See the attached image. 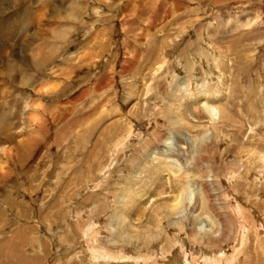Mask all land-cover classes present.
Here are the masks:
<instances>
[{"label":"rangeland","instance_id":"374dc122","mask_svg":"<svg viewBox=\"0 0 264 264\" xmlns=\"http://www.w3.org/2000/svg\"><path fill=\"white\" fill-rule=\"evenodd\" d=\"M207 257L264 264V0H0V264Z\"/></svg>","mask_w":264,"mask_h":264},{"label":"bare ground","instance_id":"6f19581e","mask_svg":"<svg viewBox=\"0 0 264 264\" xmlns=\"http://www.w3.org/2000/svg\"><path fill=\"white\" fill-rule=\"evenodd\" d=\"M177 142V141H176ZM174 145V144H173ZM171 149V148H170ZM164 150V149H163ZM172 150H173V152H172V155H177V156H181L183 153H185V151H186V147H185V145L183 144V143H175V145L174 146H172ZM168 151H169V149H168ZM161 152H162V150H161ZM165 153V152H164ZM162 162H163V164H160L161 166L160 167H158V169L161 171V170H164V167H167V168H169V166H171L170 165V163H171V161L169 160V158H168V155H166L165 156V158H164V161L162 160ZM161 162V163H162ZM157 168V167H156ZM157 169V170H158ZM171 169H173L172 167H171ZM156 170V171H157ZM178 179V178H177ZM181 186V185H180ZM184 186V188L186 189V184H182V186L181 187H179V189L177 188V191H179V192H182V193H180L181 195L183 194L184 195V193H183V189H182V187ZM174 191H176V190H174ZM181 195H175V197H174V202L176 203V202H181V198H182V196ZM207 195V194H206ZM179 196L181 197L180 198V200H179ZM207 198L209 197V196H206ZM209 199H210V197H209ZM199 201H200V199H199ZM167 202V206H165V208L167 207L168 209H170L171 211V216H173V219L176 217V215L178 214V211H176V209H177V207H178V204H170L169 206H168V201H166ZM165 202V203H166ZM198 202H196L193 206H192V211L193 212H196V211H198L197 209H198V205L197 206H195L196 204H197ZM178 222L177 220H170L169 222L170 223H172V222ZM109 224L110 225H112V220H110V222H109ZM244 233H246L245 232V230H244V232H243V234ZM211 235H212V233H211ZM219 236H221L219 233H216V235L214 236V237H217L215 240H219L220 238H219ZM243 236H245V235H243ZM213 237V238H214ZM221 240V239H220ZM179 246L181 247V251H183V249H184V247H185V245H184V243H181L180 241H179ZM184 254H186V252H184ZM94 257L95 256H93V259H94ZM209 257V256H208ZM208 257H207V259L206 260H208ZM176 258H178V257H176ZM188 258V257H187ZM93 259H92V261H93ZM222 260V259H221ZM221 260H218L217 261V264L221 261ZM175 261H176V259H175ZM178 261V260H177ZM176 261V262H177ZM196 264H210V260H208V262H205V263H203V262H201V261H199V262H197Z\"/></svg>","mask_w":264,"mask_h":264}]
</instances>
